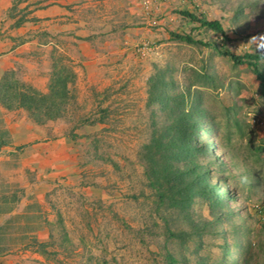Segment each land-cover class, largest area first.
<instances>
[{"label":"rangeland","instance_id":"1","mask_svg":"<svg viewBox=\"0 0 264 264\" xmlns=\"http://www.w3.org/2000/svg\"><path fill=\"white\" fill-rule=\"evenodd\" d=\"M126 2V10L115 3L113 34L122 43L110 50V61L76 62L66 39L53 36L58 47L36 62L39 73L32 78L43 92L54 66L67 64L76 74L75 99L43 128L64 133L69 169L81 175L78 186L100 194L76 190L70 198L56 197L64 209L53 211L50 240L39 244L32 264H264V94L252 66L225 54L264 52V0ZM183 10L217 19L223 34ZM175 33L209 45L177 40ZM108 35L100 31L91 39L102 44ZM38 36L48 39L44 32ZM258 64L264 73V59ZM158 69L172 76V94L187 87L197 93L203 121L218 141L209 134L208 146L224 162L221 172L209 166L229 186L227 204L211 210L194 197L182 211L151 185L142 148L153 130L169 124L160 105H148L150 77ZM197 133L204 135L202 128Z\"/></svg>","mask_w":264,"mask_h":264},{"label":"crops","instance_id":"2","mask_svg":"<svg viewBox=\"0 0 264 264\" xmlns=\"http://www.w3.org/2000/svg\"><path fill=\"white\" fill-rule=\"evenodd\" d=\"M116 1L126 10V0H0V76L12 70L38 89L32 76L39 73L38 57L58 47L53 36L66 39L76 62L98 66L102 59L110 61V50L122 43L113 34ZM20 16L22 22L15 25ZM100 31L109 34L102 44L91 39ZM38 32L48 39L39 41ZM99 49L108 53L100 56ZM43 125L23 108L0 103V264H32L40 257L39 244L52 234L53 211L64 209L54 203L56 197L70 198L76 190L86 197L100 194L78 186L81 175L68 165V138L55 128L47 134Z\"/></svg>","mask_w":264,"mask_h":264},{"label":"trees","instance_id":"3","mask_svg":"<svg viewBox=\"0 0 264 264\" xmlns=\"http://www.w3.org/2000/svg\"><path fill=\"white\" fill-rule=\"evenodd\" d=\"M180 14L223 34L222 25L217 19L208 20L186 10ZM22 20L23 16H20L15 25H19ZM173 37L180 41L209 45L193 40L189 34L175 33ZM225 54L234 63L252 66L264 94V73L258 64L264 59V52L234 54L226 50ZM75 77L76 74L69 65L63 63L58 68L54 66L47 91L43 92L19 80L12 70L6 71L0 76V103L7 109L23 108L37 124L55 120L62 116L65 106L75 99ZM173 84L172 76L166 77L165 69H158L150 77L148 105H160L169 124L162 131L153 130L150 140L142 148L146 175L151 179L150 183L156 188L158 195L167 199L170 206L185 211L192 199L198 197L213 210L216 206H222V203L227 204L229 200V195L225 194L229 186L210 172L211 164L219 172L223 170L224 162L212 151L213 147L209 148L207 137L210 134L214 143L217 144L218 141L214 137L213 128L203 121L205 113L200 108L197 93L187 87L174 95L170 92ZM200 128L204 131L202 136L197 133ZM200 158L204 159L201 160L202 163ZM240 247V244L234 246L238 253Z\"/></svg>","mask_w":264,"mask_h":264},{"label":"built area","instance_id":"4","mask_svg":"<svg viewBox=\"0 0 264 264\" xmlns=\"http://www.w3.org/2000/svg\"><path fill=\"white\" fill-rule=\"evenodd\" d=\"M101 264H112V263H109V262H104V263H101Z\"/></svg>","mask_w":264,"mask_h":264}]
</instances>
